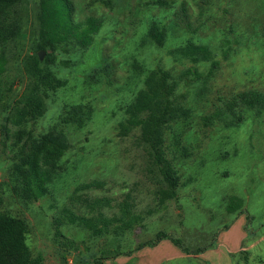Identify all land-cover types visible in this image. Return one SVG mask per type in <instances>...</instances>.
Listing matches in <instances>:
<instances>
[{
	"label": "rangeland",
	"instance_id": "1",
	"mask_svg": "<svg viewBox=\"0 0 264 264\" xmlns=\"http://www.w3.org/2000/svg\"><path fill=\"white\" fill-rule=\"evenodd\" d=\"M70 1L78 23L89 16L102 19L89 48L63 44L54 63H45L46 51L35 49L40 0L12 7L9 21L17 19L21 27L14 38L0 41L3 81L14 84V106L0 117L1 126L11 116L8 137L0 129V212L27 222L32 259L36 264H94L100 256H109L103 264H264V110L259 117L246 112V121L231 127L203 119L241 92L264 93V0ZM153 22L167 29L164 45L146 39ZM190 40L209 44L220 64L205 97L199 99L197 85H181L173 97L175 106L191 115L163 128L164 156L181 179L177 196L162 203L157 190L166 185L160 174V182L150 174L140 129L124 135L121 125L127 104L144 88L147 70L160 65L178 74L193 67L191 60L167 54ZM28 53L39 55L42 68L60 82L39 87L36 101L30 92L38 80L24 66ZM194 66L207 72L210 63ZM22 105L45 112L22 117ZM14 120L21 121L14 125ZM54 126L64 130L69 143L62 169L44 196L24 201L15 191L13 159ZM20 129L27 134L16 144ZM230 197L243 199L233 213L227 210ZM124 200L144 220L132 231L115 232L118 223L112 218ZM68 212L111 219L112 231L94 236L86 227L67 223ZM160 231L179 237L191 251L170 239L138 249ZM174 252L182 257L171 258Z\"/></svg>",
	"mask_w": 264,
	"mask_h": 264
},
{
	"label": "trees",
	"instance_id": "2",
	"mask_svg": "<svg viewBox=\"0 0 264 264\" xmlns=\"http://www.w3.org/2000/svg\"><path fill=\"white\" fill-rule=\"evenodd\" d=\"M21 2L22 0H0V21H2L0 24V41H7L17 35L21 25L17 19H12V22H10L9 15L12 7ZM38 20L39 38L35 49L46 51L44 62L48 64L54 63L56 59L55 52L63 44L73 43L75 47L81 49L89 48L94 42L95 35L98 34L103 25L102 19L95 16H89L83 23H78L74 19V8L70 0H40ZM166 38L167 29L157 22L151 23L146 32V39L150 43L164 45ZM167 54L174 59H189L194 65L209 62L210 67L207 72H203L193 65V67H189L178 74H174L169 68L160 65L147 70L144 88L127 104L124 111V124L121 125V133L124 135H127L133 129H140L139 141L150 157V174L153 177L160 174L163 183L166 185V187L163 186L157 190V198L162 203L177 196L181 179L164 156L162 150L163 128L167 124H172L177 118L185 119L191 115L189 109L175 106L173 97L181 85H197V96L199 99L205 97L209 90V84L220 64L216 61V54L209 44L193 40L168 49ZM24 66L29 75L38 80L36 87L32 88L30 92L35 101L37 100L36 93H39V87H57L60 84L59 80L54 78L52 71L42 68L39 55L35 53L26 54ZM136 67L142 69L138 64H136ZM5 72L6 61L0 55L1 118L14 106L12 97L14 84L9 80L3 81ZM30 100V98L26 99V103L28 104ZM19 105H21L20 102H17L14 108L15 111ZM237 107H242V111L240 112ZM36 108L35 106V109L30 108L26 111V108L22 105V117L28 112L31 113L33 118L41 117L45 112V108L39 114ZM263 110L264 93L248 90L241 92L238 99L228 102L224 108L217 109L203 119L206 124L220 121L226 127H231L246 121L248 118L247 115L245 116L246 112L251 111L253 117H259ZM10 120L11 116H6L0 126L6 137H8L6 123ZM20 121L14 120L13 124H18ZM16 132H19L15 133L14 136L17 140L15 143L18 144L24 140L27 131L20 129ZM68 148L69 143L64 130L54 126L48 132L42 134L38 140L32 141L29 146L24 147L18 153L16 152L12 171L18 182L15 191L21 199L24 201L38 200L47 193L49 183L53 181L55 174L62 169L60 160ZM158 181L160 182L159 178ZM89 185L91 184L87 186ZM242 205V198L230 197L227 210L233 213ZM133 208V204L124 200L119 208L118 215L112 218L118 223L117 227L115 226L113 229L115 232L119 230L123 233L132 231L138 223L144 220L143 216ZM246 215L249 221L252 220L248 211H246ZM66 217L67 223L86 227L94 236L99 237L112 231L110 229L111 219L103 216L86 217L68 212ZM58 222H65V220L62 219ZM245 228L249 229V223L245 225ZM27 232L28 224L24 219L0 212V264L37 263L32 259L27 244ZM163 239H170L188 253L191 251L179 237L163 231H160L154 240H149L140 245L138 249L156 245ZM208 248L209 246L201 247L197 250V253L204 252ZM134 251L133 249L124 254H130ZM108 258L109 256L97 257L94 264H103V260Z\"/></svg>",
	"mask_w": 264,
	"mask_h": 264
},
{
	"label": "crops",
	"instance_id": "3",
	"mask_svg": "<svg viewBox=\"0 0 264 264\" xmlns=\"http://www.w3.org/2000/svg\"><path fill=\"white\" fill-rule=\"evenodd\" d=\"M163 240H165V239H163ZM213 251H214V250H213ZM176 252H177V251H176ZM176 252L172 253V254H175V256H174V257H171V258L182 257L181 252H180V253H176Z\"/></svg>",
	"mask_w": 264,
	"mask_h": 264
}]
</instances>
